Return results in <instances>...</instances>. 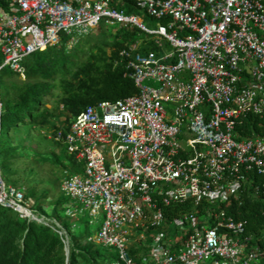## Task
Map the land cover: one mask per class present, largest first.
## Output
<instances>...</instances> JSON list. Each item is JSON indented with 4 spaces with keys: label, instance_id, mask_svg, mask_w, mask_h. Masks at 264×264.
<instances>
[{
    "label": "built area",
    "instance_id": "built-area-1",
    "mask_svg": "<svg viewBox=\"0 0 264 264\" xmlns=\"http://www.w3.org/2000/svg\"><path fill=\"white\" fill-rule=\"evenodd\" d=\"M1 1L0 70L21 79L24 60L62 35L76 44L103 26L145 37L119 53L137 93L85 107L54 136L82 171L61 182L73 202L64 213L103 214L88 242L117 251L108 264H264V223L248 232L229 211L256 201L264 217V135L236 129L264 117V0H126L132 12L123 0ZM28 200L0 176V207L67 250V231Z\"/></svg>",
    "mask_w": 264,
    "mask_h": 264
},
{
    "label": "trees",
    "instance_id": "trees-1",
    "mask_svg": "<svg viewBox=\"0 0 264 264\" xmlns=\"http://www.w3.org/2000/svg\"><path fill=\"white\" fill-rule=\"evenodd\" d=\"M0 6L6 7L1 0ZM118 6L126 12L134 10L126 0ZM84 38L88 39L89 35ZM139 39L145 37L134 27H114L110 29L108 36L96 39L78 57L64 52L62 46L55 45L30 55L24 61V80H20L8 68L0 70V76L5 74L16 77V83L8 87L4 96L1 97L0 94L3 104L0 121V176L4 182L9 181L17 188L18 181L11 180L12 166L21 147L13 145L10 133L29 136L35 131L50 130L54 136L57 132L64 135L72 119L85 107L137 93L119 53ZM94 48L95 52L92 51ZM83 56H86L84 60ZM1 62L0 56V64ZM55 91L60 92L57 98ZM52 99H56L58 109L67 114L64 121H55L56 108H47ZM236 129L241 136L264 135V117L248 115ZM55 145L61 147L62 144L55 141ZM64 153L67 154L66 149ZM66 158L70 163L68 172L77 174L80 165L70 155L67 154ZM35 196L33 190H29L26 195L24 193L25 199ZM61 204L57 200L53 210L57 211ZM179 207H172L170 214H176ZM36 208L38 209L37 206ZM258 208V202L254 201L246 202L238 209L232 206L229 211L247 219V231L256 233L264 223V217L260 216ZM37 211L48 215L41 210ZM48 217L56 219L53 215ZM68 240L66 255L65 245L55 231L41 224L28 222L11 210L0 207V264H108L112 261L110 257H104L101 262L98 253L92 254L86 249H80L75 237L72 240L68 235ZM129 254L135 257L136 252L130 251Z\"/></svg>",
    "mask_w": 264,
    "mask_h": 264
},
{
    "label": "rangeland",
    "instance_id": "rangeland-1",
    "mask_svg": "<svg viewBox=\"0 0 264 264\" xmlns=\"http://www.w3.org/2000/svg\"><path fill=\"white\" fill-rule=\"evenodd\" d=\"M137 13V12H135ZM144 24L148 27H154V22L145 20ZM111 28H105L103 26L93 29L88 39L80 38L76 44H71L67 36H61L60 41L55 46H62L64 52L71 53L78 57L82 51L88 50L89 45L96 39H100L104 36H108ZM63 40V41H62ZM95 48L92 50L95 52ZM86 56L82 57L84 60ZM20 83V80H17ZM16 83V77L1 74L0 76V94L4 96L8 87H11ZM144 85H149L144 83ZM56 98L60 96L59 91H55ZM56 99H52L48 105V109H55L57 115L55 121H64L67 114H64L58 109ZM71 121V120H70ZM13 136V138H12ZM13 145L21 147V150L17 153L19 156L15 158V162L12 166L13 176L11 180H17V188H20L26 195L29 190L35 191V197L29 198V203L34 209L41 210L48 215H53L61 226L67 231L69 237L73 240L75 237L79 241V248L86 249L90 253H98L102 258L110 257L113 261H117V251L112 248L104 247L102 245H96L88 242L89 237H95L103 222V214L98 213L95 217H90L85 208L81 207V212L77 213L75 217L70 218L65 215L64 209L67 205L73 204V202L65 197L60 191V185L64 179L68 167L69 161L64 153L65 147L61 145L58 147L55 145L54 135L50 130H42L32 132L29 136H25L23 133L13 134L10 133ZM57 157V160L55 159ZM74 160V159H73ZM75 161V160H74ZM76 163V161H75ZM81 166L78 168V173L81 174ZM8 185L13 186L9 181H5ZM61 201V207L57 211L53 210V205ZM36 205V206H35ZM80 208V207H78ZM58 212V213H56ZM86 243V245H84ZM83 246V247H82ZM85 246V247H84ZM67 251L65 250V253Z\"/></svg>",
    "mask_w": 264,
    "mask_h": 264
},
{
    "label": "clouds",
    "instance_id": "clouds-1",
    "mask_svg": "<svg viewBox=\"0 0 264 264\" xmlns=\"http://www.w3.org/2000/svg\"><path fill=\"white\" fill-rule=\"evenodd\" d=\"M90 35V34H89ZM46 49V48H45ZM42 51V50H41ZM38 52H40V51H38ZM36 53V52H35ZM34 54V53H33ZM32 55V54H31ZM26 60V59H25ZM24 60V61H25ZM23 65H24V62H23ZM25 67V66H24ZM25 72H26V69H25ZM15 74V73H14ZM17 75V74H16ZM17 77L20 79V80H24L25 79V77H24V79H21L18 75H17ZM66 250V249H65ZM67 251V250H66ZM67 254H68V251H67Z\"/></svg>",
    "mask_w": 264,
    "mask_h": 264
},
{
    "label": "water",
    "instance_id": "water-1",
    "mask_svg": "<svg viewBox=\"0 0 264 264\" xmlns=\"http://www.w3.org/2000/svg\"><path fill=\"white\" fill-rule=\"evenodd\" d=\"M65 254L67 255V252Z\"/></svg>",
    "mask_w": 264,
    "mask_h": 264
}]
</instances>
